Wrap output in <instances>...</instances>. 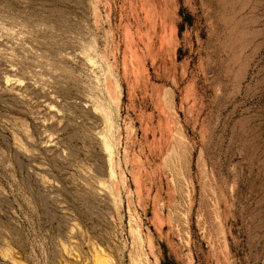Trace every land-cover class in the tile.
Masks as SVG:
<instances>
[{
    "label": "rangeland",
    "instance_id": "obj_1",
    "mask_svg": "<svg viewBox=\"0 0 264 264\" xmlns=\"http://www.w3.org/2000/svg\"><path fill=\"white\" fill-rule=\"evenodd\" d=\"M92 247L264 264V0H0V264Z\"/></svg>",
    "mask_w": 264,
    "mask_h": 264
},
{
    "label": "bare ground",
    "instance_id": "obj_2",
    "mask_svg": "<svg viewBox=\"0 0 264 264\" xmlns=\"http://www.w3.org/2000/svg\"><path fill=\"white\" fill-rule=\"evenodd\" d=\"M67 252H68V250H67ZM65 255H66V253H65ZM73 256H75L74 253H73ZM112 263L113 262L110 259V257L108 255H106L104 252H102V250L97 249L95 247H92V249L90 251L89 263L88 264H112ZM136 264H140V263H136Z\"/></svg>",
    "mask_w": 264,
    "mask_h": 264
}]
</instances>
